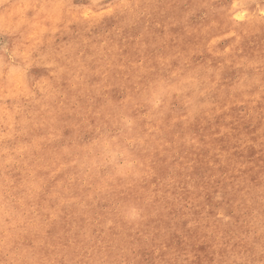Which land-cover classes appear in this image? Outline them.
Returning a JSON list of instances; mask_svg holds the SVG:
<instances>
[{"label": "rangeland", "instance_id": "rangeland-1", "mask_svg": "<svg viewBox=\"0 0 264 264\" xmlns=\"http://www.w3.org/2000/svg\"><path fill=\"white\" fill-rule=\"evenodd\" d=\"M0 264H264V0H0Z\"/></svg>", "mask_w": 264, "mask_h": 264}]
</instances>
